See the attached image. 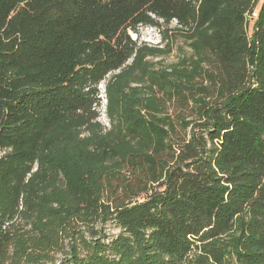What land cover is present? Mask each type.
<instances>
[{
  "label": "trees",
  "instance_id": "obj_1",
  "mask_svg": "<svg viewBox=\"0 0 264 264\" xmlns=\"http://www.w3.org/2000/svg\"><path fill=\"white\" fill-rule=\"evenodd\" d=\"M227 263L264 264V0H0V264Z\"/></svg>",
  "mask_w": 264,
  "mask_h": 264
},
{
  "label": "rangeland",
  "instance_id": "obj_2",
  "mask_svg": "<svg viewBox=\"0 0 264 264\" xmlns=\"http://www.w3.org/2000/svg\"><path fill=\"white\" fill-rule=\"evenodd\" d=\"M261 4V1L258 2L256 8L254 9L255 12H258ZM156 22L157 25L138 27L135 32L128 31V35L130 36L131 40L136 43L137 48L148 50V52H146L145 62L153 67L155 71H169L173 66L177 67L180 65L183 58L189 59L192 56L189 43V29H184L175 21H172L168 24L160 20ZM253 23L254 22H252L247 29L248 35L251 33V27ZM110 77L111 76H108L103 82L99 84L98 89L100 102L99 105H94L92 109L97 114L94 122L100 125L103 134H110L112 131L110 120L106 111L107 100L105 93L106 85L110 80ZM136 86V84H132V87ZM168 107L172 118L176 120V114H178L179 111L177 113L176 107L172 104H170ZM184 114H187V112ZM85 135L86 134H84V136ZM105 167L106 172H115V164L108 163ZM136 200L141 201V198ZM106 230L110 236L118 233V229L112 225H109Z\"/></svg>",
  "mask_w": 264,
  "mask_h": 264
},
{
  "label": "built area",
  "instance_id": "obj_3",
  "mask_svg": "<svg viewBox=\"0 0 264 264\" xmlns=\"http://www.w3.org/2000/svg\"><path fill=\"white\" fill-rule=\"evenodd\" d=\"M257 19V12L252 11V13H250L247 17H246V28L248 29V27L250 26V24L252 22H254Z\"/></svg>",
  "mask_w": 264,
  "mask_h": 264
}]
</instances>
